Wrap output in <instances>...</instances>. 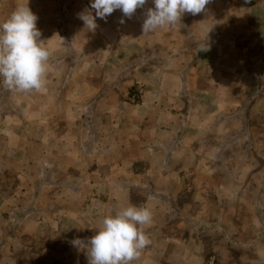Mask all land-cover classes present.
I'll use <instances>...</instances> for the list:
<instances>
[{
	"label": "crops",
	"instance_id": "obj_1",
	"mask_svg": "<svg viewBox=\"0 0 264 264\" xmlns=\"http://www.w3.org/2000/svg\"><path fill=\"white\" fill-rule=\"evenodd\" d=\"M91 3L0 1V23L28 6L51 51L46 91L0 78V264H88L72 241L87 245L129 205L153 214L132 264H264V0H210L146 34L153 0L95 31L78 18ZM214 183L230 192L196 204ZM252 184L259 193L235 194Z\"/></svg>",
	"mask_w": 264,
	"mask_h": 264
},
{
	"label": "clouds",
	"instance_id": "obj_2",
	"mask_svg": "<svg viewBox=\"0 0 264 264\" xmlns=\"http://www.w3.org/2000/svg\"><path fill=\"white\" fill-rule=\"evenodd\" d=\"M155 7L146 12L143 32L174 26L184 13L196 15L202 12L210 0H153ZM147 0H92L91 11L78 14L87 29L95 31L96 19H105L115 10L131 18ZM37 16L28 6H18L10 17L0 23V78L3 86L13 92L46 91V74L51 51L40 40L36 26ZM124 21L121 20V23ZM205 46H207L205 44ZM153 220L147 206L129 205L115 214L107 215L97 234L89 238L87 245L80 239L74 246L88 248V264H132L141 252L151 244L145 226Z\"/></svg>",
	"mask_w": 264,
	"mask_h": 264
},
{
	"label": "rangeland",
	"instance_id": "obj_3",
	"mask_svg": "<svg viewBox=\"0 0 264 264\" xmlns=\"http://www.w3.org/2000/svg\"><path fill=\"white\" fill-rule=\"evenodd\" d=\"M0 1H2V0H0ZM8 1L15 2V0H8ZM40 1L43 2V3L44 2L45 3H48L51 0H40ZM60 1L63 2V1H66V0H60ZM78 1L79 0H74L75 3H77ZM2 11L3 10H0V13ZM41 11H42V13H48L46 15V16H48L47 18H52V19L53 18H58L59 19L61 17L63 18V16L61 14H58V16H56L55 13L57 12V10H51V9L49 10V9H46V10H41ZM75 11L78 14L79 11L78 10H75ZM64 17H66V16H64ZM75 43L77 44V41ZM134 95H135V92H132L129 97H130L131 102L136 103L137 102V97L136 96L134 97V100L131 99ZM214 179H215V177H214ZM204 180H207V179H204ZM260 187H262V185L260 186V185H257V184H255V185H253V184L252 185H245L244 187H242V186H236V189H235L236 193L235 194L238 197H241L242 196V193H251V194L259 193L260 190H258V188H260ZM200 188H201V191L199 190L200 191V195L202 196L203 199L197 201L196 204L202 203L203 206L205 204V201H204L205 198L210 197L213 194L216 195V196H218V197H222V196L225 197L228 194V192H230V189H229L230 187L228 188V186L219 185V184L217 185L215 183L212 184V185H207V186L206 185H202V186H200ZM210 189H211V191H210ZM189 191H190V189H189ZM187 194H188V197H190V194H192V193L188 192ZM246 203H247L246 201L238 200V201L234 202V204L232 205V207L233 208L243 209L244 211H245V209H248V211H249V210H253V209H256V208H261V206H262V202L260 204V202L254 201V200L251 201V202H249L248 204H246ZM203 206H202V208H203ZM244 211L241 212V216H237V217H234L233 218L234 224H237L238 226H242V225L245 224L246 215H245ZM262 220H263V218H262ZM256 222L258 223V221H254L253 220L252 227H255L254 223H256ZM218 225L221 228L220 229V232H219V237L222 236L221 239H223L224 242H227L228 241V243H229V241L232 240L231 237H234V236H231L232 233H229L228 232L229 233L228 234L226 232V230H227L226 226L228 225L227 221L224 218H219ZM224 244L225 243H223L221 241L218 242V246H222ZM217 252H223V251H220L219 250Z\"/></svg>",
	"mask_w": 264,
	"mask_h": 264
},
{
	"label": "built area",
	"instance_id": "obj_4",
	"mask_svg": "<svg viewBox=\"0 0 264 264\" xmlns=\"http://www.w3.org/2000/svg\"><path fill=\"white\" fill-rule=\"evenodd\" d=\"M134 97H135V95L131 98V99H133L134 100Z\"/></svg>",
	"mask_w": 264,
	"mask_h": 264
}]
</instances>
